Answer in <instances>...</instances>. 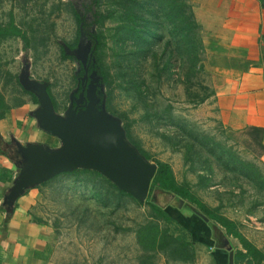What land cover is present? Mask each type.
I'll use <instances>...</instances> for the list:
<instances>
[{
  "label": "rangeland",
  "instance_id": "obj_1",
  "mask_svg": "<svg viewBox=\"0 0 264 264\" xmlns=\"http://www.w3.org/2000/svg\"><path fill=\"white\" fill-rule=\"evenodd\" d=\"M10 21L28 39L0 40V95L10 104L30 97L19 81L27 68L31 78L49 82L56 110L65 113L83 71L62 46L77 47L83 22L95 68L106 77L107 108L128 140L149 161L168 162L179 182L264 249V135L228 128L217 106L224 75L244 64L233 0H0V24ZM41 184L35 215L52 228L49 264H198L195 242L187 261L138 239L144 225L156 223L193 240L183 221L198 215L171 195L159 193L173 218L166 221L93 169Z\"/></svg>",
  "mask_w": 264,
  "mask_h": 264
},
{
  "label": "crops",
  "instance_id": "obj_2",
  "mask_svg": "<svg viewBox=\"0 0 264 264\" xmlns=\"http://www.w3.org/2000/svg\"><path fill=\"white\" fill-rule=\"evenodd\" d=\"M233 9L240 21L238 43L244 49V64L224 75L217 106L228 128H254L264 135V0H233ZM21 98L10 104L4 96L8 109L0 118V143L58 147L60 140L40 128L32 95ZM14 156L17 160L0 151V264H49L52 228L35 215L42 184L27 188L12 206L5 200L20 172L18 149ZM185 216L183 225L197 245L198 264H229V251L216 246L212 226L199 216Z\"/></svg>",
  "mask_w": 264,
  "mask_h": 264
},
{
  "label": "water",
  "instance_id": "obj_3",
  "mask_svg": "<svg viewBox=\"0 0 264 264\" xmlns=\"http://www.w3.org/2000/svg\"><path fill=\"white\" fill-rule=\"evenodd\" d=\"M86 38L87 34L81 22L77 47L71 49L64 45V48L79 62L86 64V60L89 59V62L94 64L95 48L85 42ZM19 81L25 90L38 98L40 106L34 115L40 128L56 136L60 140V145L51 148L41 143L17 142L20 154L18 165L21 169L6 195L5 200L9 206H12L27 188L78 168L99 171L139 202L146 201L157 164L149 161L128 140L121 118L107 109L105 84L96 69L91 74V83L86 92L84 90L81 92L76 105L72 98L64 114L58 113L55 108L48 91V81L31 78L27 68L21 71ZM161 192L167 193L166 197L171 195L179 206H188L209 222V218L196 205L191 202L184 204L186 200L174 192ZM210 224L216 246L228 250L229 264H235V250L230 238L219 227Z\"/></svg>",
  "mask_w": 264,
  "mask_h": 264
},
{
  "label": "trees",
  "instance_id": "obj_4",
  "mask_svg": "<svg viewBox=\"0 0 264 264\" xmlns=\"http://www.w3.org/2000/svg\"><path fill=\"white\" fill-rule=\"evenodd\" d=\"M78 18L79 13L75 10ZM192 19V18H191ZM183 22H185L183 20ZM192 22L195 24L194 19ZM192 24V23H191ZM9 37H21L24 41H27L26 34L22 31L20 27H18L14 21H10L5 24H0V40H5ZM79 38H80V28H79ZM79 42V41H78ZM78 45V43H77ZM70 48L73 45H69ZM75 47V46H74ZM63 52L67 57L74 58V56L68 54L62 46ZM96 62L93 64L94 68L97 66V57ZM96 69V68H95ZM99 74L103 77V82L105 83L106 77L105 74L98 68ZM80 75H77L79 79ZM25 92L32 95L33 99L38 102V98L32 92H29L24 89ZM48 91L53 99L54 98L50 92L48 87ZM108 100V98H107ZM8 109L7 104L5 103V99L3 95H0V118L4 117L5 111ZM108 109V108H107ZM138 148V147H137ZM17 146L10 143H2L0 145V151L6 155H8L11 159L15 160L14 152H17ZM138 150L149 159L148 153L144 152L140 148ZM17 160V159H16ZM157 164V171L152 180L150 190L148 196L146 198V202H148L152 209L156 212V214L161 217V219L170 221L172 220V216L163 208L162 205L159 204V193L161 191H169L174 192L178 196L183 199L191 202L196 205L208 218V224L212 223V225L219 227L231 240L233 248L235 250L234 260L235 264H242L245 262L246 264H264V251L257 247L252 241H250L239 229L238 223L226 216L225 214L220 212L219 207H213L204 202L197 194H195L191 186L188 182H179L175 176L172 166L165 161L157 160L155 161ZM87 170H91L88 168H83ZM76 170V169H74ZM120 189V188H119ZM121 192L131 195L125 190L120 189ZM132 196V195H131ZM198 215V214H197ZM199 216V215H198ZM201 220L205 221L201 216H199ZM206 222V221H205ZM211 225V224H210ZM224 229V230H223ZM138 239L140 242L145 245V248L152 250L159 249H170L173 254H180V258L184 260H191L195 257V249H194V241L187 240L185 237L180 235L172 234L168 228L160 229V226L156 223H150L144 225L138 233ZM148 242V244H146Z\"/></svg>",
  "mask_w": 264,
  "mask_h": 264
},
{
  "label": "flooded vegetation",
  "instance_id": "obj_5",
  "mask_svg": "<svg viewBox=\"0 0 264 264\" xmlns=\"http://www.w3.org/2000/svg\"><path fill=\"white\" fill-rule=\"evenodd\" d=\"M82 76L80 77L79 90L73 95L74 105H76V100L80 97L81 92L84 90L86 92L89 84L91 83V74L95 70L94 65L89 62V64L81 63ZM78 75V74H77ZM87 76V78H85ZM85 102V101H84Z\"/></svg>",
  "mask_w": 264,
  "mask_h": 264
}]
</instances>
